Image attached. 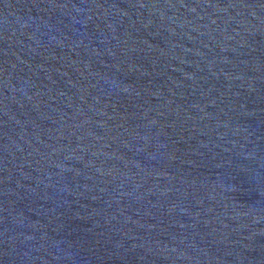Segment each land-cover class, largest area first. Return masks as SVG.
<instances>
[{
    "label": "water",
    "instance_id": "water-1",
    "mask_svg": "<svg viewBox=\"0 0 264 264\" xmlns=\"http://www.w3.org/2000/svg\"><path fill=\"white\" fill-rule=\"evenodd\" d=\"M0 264H264V0H0Z\"/></svg>",
    "mask_w": 264,
    "mask_h": 264
}]
</instances>
